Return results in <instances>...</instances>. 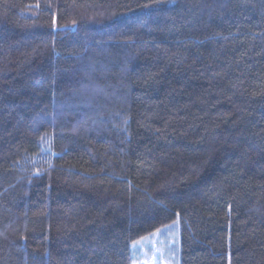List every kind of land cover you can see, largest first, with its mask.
Listing matches in <instances>:
<instances>
[{
  "label": "trees",
  "instance_id": "trees-1",
  "mask_svg": "<svg viewBox=\"0 0 264 264\" xmlns=\"http://www.w3.org/2000/svg\"><path fill=\"white\" fill-rule=\"evenodd\" d=\"M264 264V0H0V264Z\"/></svg>",
  "mask_w": 264,
  "mask_h": 264
},
{
  "label": "rangeland",
  "instance_id": "rangeland-1",
  "mask_svg": "<svg viewBox=\"0 0 264 264\" xmlns=\"http://www.w3.org/2000/svg\"><path fill=\"white\" fill-rule=\"evenodd\" d=\"M133 264H179L178 223L166 227L135 245Z\"/></svg>",
  "mask_w": 264,
  "mask_h": 264
}]
</instances>
